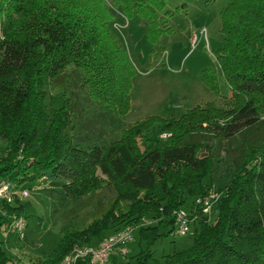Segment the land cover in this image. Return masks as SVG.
<instances>
[{
    "label": "trees",
    "instance_id": "obj_1",
    "mask_svg": "<svg viewBox=\"0 0 264 264\" xmlns=\"http://www.w3.org/2000/svg\"><path fill=\"white\" fill-rule=\"evenodd\" d=\"M164 6L165 0H0V180L20 187L50 172L64 180L67 197L115 190L83 227L73 224L80 205L72 207L57 245L35 264H55L74 245H96L127 225L137 226L144 241L127 264H150L154 241L173 233L175 212L189 198L192 246L172 249L151 264H264V130L253 142L244 137L241 158L227 183L215 189L214 222L193 203L212 190V180L205 183L214 166L210 140L246 134L262 119L264 0H228L219 12L221 45L214 55L230 89L221 105L209 100L177 118L146 116L105 145L92 140L90 128L70 133L84 108L78 92L63 90L57 106L46 103L50 82L72 66L84 103L97 113L105 107L114 116L126 114L135 68L112 29L113 10L137 14L146 23L147 41L160 45L172 32L167 18L173 11ZM200 78L219 94L214 72L203 69ZM2 208L0 227L23 206L15 198ZM146 217L151 223L141 224ZM115 260L110 257L111 264ZM11 261L0 242V264Z\"/></svg>",
    "mask_w": 264,
    "mask_h": 264
},
{
    "label": "rangeland",
    "instance_id": "obj_2",
    "mask_svg": "<svg viewBox=\"0 0 264 264\" xmlns=\"http://www.w3.org/2000/svg\"><path fill=\"white\" fill-rule=\"evenodd\" d=\"M227 2L228 0H213L205 5L201 0H165L164 9L173 11L167 18L172 32L160 38V45H151L147 41L144 35L146 23L137 14L125 17L114 9L112 29L127 50L135 68L128 112L114 116L112 111L105 107L99 108L98 113L93 111L83 101L84 87L79 88L73 82L72 66H68L46 88L47 105L57 106L59 93L63 90L72 89L78 92V103H82L84 108L81 118L75 119L70 133L73 136L82 135L90 128L92 140L105 145L117 139L122 128L146 116L177 118L187 109L209 100L221 105L223 99L230 95V89L218 72L214 51L221 45L219 12ZM162 55H165V58ZM203 69L215 73L219 85L218 95L209 90L201 80ZM78 83L79 81L77 85ZM263 130L264 109L260 123L247 129L246 134H237L229 139L210 140L214 166L211 177L205 179V183L209 184L210 179L212 180V190L208 193L212 192L217 196V199H211L214 205L220 197V192L215 189L227 183L235 162L241 158L244 137L253 142L260 138ZM63 182L62 178L46 172L21 184L20 189L28 192L27 197L20 198V204L23 206L21 214L26 224L25 237L18 238L8 234L4 225L0 227L1 245L13 258L8 264H35L37 257L57 245L61 225L71 216L69 210L72 207L80 205L73 216L74 226L80 228L96 212V208L105 206L115 195L113 188H106L89 197L71 198L63 194ZM190 202L191 198L181 209L188 212ZM214 205L210 210V223L214 222L217 214ZM149 223V217L141 221L143 225ZM136 228L137 226H134L132 230L128 253L124 256L112 255L116 258L115 264L132 262L129 256L137 253L138 245L144 246ZM192 235L193 230L190 228L183 235L173 232L160 236L151 247L152 258L149 263H153L154 259L162 261V255L172 249L181 251L190 248ZM105 264H111L110 258Z\"/></svg>",
    "mask_w": 264,
    "mask_h": 264
},
{
    "label": "built area",
    "instance_id": "obj_3",
    "mask_svg": "<svg viewBox=\"0 0 264 264\" xmlns=\"http://www.w3.org/2000/svg\"><path fill=\"white\" fill-rule=\"evenodd\" d=\"M165 58V55H162ZM165 134L162 135L164 137ZM28 192L20 189L13 182L0 180V213L5 214L2 205L4 203L12 204L15 198L27 197ZM217 196L212 192L206 196H197L194 199V206L201 209L204 214L210 216V210L214 205L211 199ZM190 221L188 213L183 209L175 212V234H186L190 230ZM25 218L22 214H11L9 221L4 224V228L9 234L16 235L18 238L25 237ZM134 226H125L106 236H104L96 245H74L71 250L55 264H74L78 259L88 258L89 264H105L112 255H126L128 253V243L132 240V230Z\"/></svg>",
    "mask_w": 264,
    "mask_h": 264
}]
</instances>
